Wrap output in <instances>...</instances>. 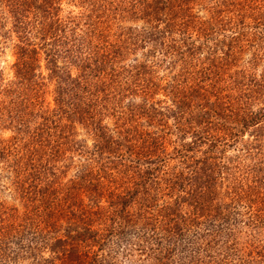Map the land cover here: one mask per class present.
Listing matches in <instances>:
<instances>
[{"label": "trees", "instance_id": "obj_1", "mask_svg": "<svg viewBox=\"0 0 264 264\" xmlns=\"http://www.w3.org/2000/svg\"><path fill=\"white\" fill-rule=\"evenodd\" d=\"M84 1L89 2L91 13L97 14V20H92V15L88 17L91 22L89 28L79 33L80 24L76 23V18L65 21L61 17L62 0H0V22L9 18L19 39L15 65L17 88L7 91V96L11 97L8 112L12 123H17L18 132L24 131L29 136L24 145L26 156L22 154L14 163L21 184V200L26 201V217L22 223H17L20 210L13 208L12 214L8 215L0 204V264L20 258V252L32 258L33 264H115L113 255L116 254V247L132 234L134 241L143 240L147 244L144 251H150L157 259L172 258L179 250L184 252L185 248L181 247L191 234L192 226L185 227L188 219L181 220L179 215L172 217L174 212L149 217L151 190L155 192L152 197L156 203L165 198L172 199L179 191L182 196L174 201L176 208L181 209L188 202L198 212V218L213 220L211 213L205 214L209 211L208 207L196 201V196H200L197 186L201 192H206L211 183L216 184L215 175L220 166L214 163L216 158L207 156V152L202 153L199 148L209 145L211 150H218L219 145L226 146L227 142L239 144L244 133L252 129H256L254 133L257 135L248 147V156L253 157L256 164L250 171L252 182H257V187L261 185L257 163L262 159L264 105L256 108L264 102V78L259 81L252 75L247 76L246 72L237 73L234 83L242 96L232 107L221 101L218 105L210 102L209 94L213 92L201 85L207 77L191 90L177 89L173 102L178 111H170V115L175 114L176 119H180L178 136L181 142L180 148L176 146L173 154L165 149V137L149 132L136 136L133 130H125L113 143L114 138L102 132L104 127L98 121V116L103 113L101 104L104 101L106 106L110 104L114 109L113 105L124 99L127 93L140 91L145 94L144 106H147L162 89L160 84H156L154 75L159 62L151 65L147 61L135 63L129 68H116L115 65L125 55L144 50L151 41L159 57L184 58L188 54L193 60L205 48L211 50L206 43L222 33L223 20L218 18L202 23L200 33L206 43L197 46L198 41L190 33L197 18L188 7L190 0H152L149 4L148 0ZM100 11L104 16L117 14L120 20L148 17L152 22L159 23L162 17H166L168 22L165 29L159 30L158 26H154L152 32L146 28L138 31L122 27L120 38L112 44L103 41L109 35H104L105 32L99 29ZM234 41H237L236 46H233ZM239 44L241 46L240 39H233L230 43L232 48L222 52L228 56ZM41 51L45 52L48 61L49 80L56 78L58 82L55 101L62 115L59 119H54V114L46 116L43 112L40 115L43 108L41 93L46 85L45 76L40 73ZM209 52H212L208 59L212 58L210 70L213 72L218 64L217 47ZM60 58L81 69L82 73L74 76L72 68L68 69L66 65L60 67ZM158 60L162 62L161 58ZM222 68L216 67L220 72ZM206 73L211 76V72ZM1 83L0 79V87ZM195 100L197 104L193 105ZM159 103H153L152 114L149 111L146 113L147 122L155 121L157 116L168 118L167 113L155 108ZM38 104L39 111L35 113ZM187 110H191V116L185 130L182 117ZM38 117L42 122L36 121ZM216 119L221 120L220 125L215 124ZM82 122L94 127L97 142L93 150L76 140L75 124ZM188 136L191 142H186ZM76 153L96 160L100 167L94 171L90 166H83L75 180L57 188L60 179L58 164L65 168V162ZM105 153H108L107 158H104ZM199 153H202V158L197 156ZM11 155L8 147L0 143V159L6 160ZM104 160L106 162L103 163ZM173 160L178 164L167 173L166 168ZM240 164L237 162V166H233L234 174L244 168ZM191 181L195 189L188 194L187 187H190ZM232 182L235 185L230 187L229 196L234 199L242 200L258 190L251 185L245 188L243 180L237 178ZM82 193H86L90 204L80 200ZM141 194L144 198L139 197ZM183 194L189 195L188 198ZM104 201L108 206L101 204ZM138 205L141 215L136 217L132 212ZM169 207L164 206L162 212L166 213ZM97 221L102 229L95 227ZM24 224L26 228L22 226ZM190 224L197 225L196 219L191 218ZM193 233L197 236L199 232ZM108 246L109 259L105 263L106 257L101 255V251ZM47 252L49 257L45 256Z\"/></svg>", "mask_w": 264, "mask_h": 264}, {"label": "rangeland", "instance_id": "obj_2", "mask_svg": "<svg viewBox=\"0 0 264 264\" xmlns=\"http://www.w3.org/2000/svg\"><path fill=\"white\" fill-rule=\"evenodd\" d=\"M151 2L153 1L148 0V4ZM88 3L84 0H62L61 2V17L65 21H68V18H72V20L76 18V23L80 24L79 33L81 32L80 30L86 31L89 23H91L88 21V17L92 15L91 7ZM188 7H191L190 12H193L197 17L195 19V25H193L194 29L190 30L193 39L198 41L197 46L201 45L202 42L206 43L202 33H200L202 23L213 22L214 19L218 20L219 18L224 23L222 33L217 35L213 41L206 43L207 47H210L211 50L205 48L204 51L198 52L193 60L189 59L188 54L184 58H181V56L172 59L159 57L160 55L157 56L156 54V47L150 41L144 50L139 49L136 53L132 52V54L125 55L115 65L116 68L118 66L129 68L135 63L148 61V64L151 63L152 65L154 62H159V65L155 68V72L157 71V73L154 75L156 77V84H160L162 89L158 91V94H156L154 100L152 99V102L149 101L147 106H144L146 104L144 101L145 94H141L140 91L134 94L127 93L124 99H120L118 104L113 105L115 107H113L114 109H112L110 104L106 106L105 101L101 104L104 109L103 113L98 116V121L104 127L102 128V132L114 138L115 141L113 143H116L120 134H123L125 130H133L136 136H138V133L144 134L149 132L155 136L165 137V149L167 152L173 154L174 148L176 146L180 148L179 144L181 142L178 136V128L181 125L179 122L180 119H176L175 114L170 115V111H178V108L173 102V94L177 89L183 90L184 88L191 90L204 77H207V80L203 81L201 85H204L205 88L207 87L210 93L213 92L209 94L210 102L218 105L221 101L232 107L234 102L240 100V95L242 96V92H240V89L234 83V78L238 76L237 73L246 72L247 76L252 75V78L256 80H263L264 0H190ZM99 14L101 15L98 25L100 26L99 29L105 32L104 35H109L103 38V41L112 44H115L117 38H120L122 27L133 30L137 29L138 31L146 28L152 32L154 31V26H158L159 30L165 29L167 21L166 17H162V20L156 23L152 22V19L150 20L148 17H134L132 19L120 20L117 14L111 13L109 16L108 14L104 16L103 11H100ZM96 15H92L93 17L91 19L97 20L95 18ZM244 34L246 35L244 36ZM200 36L202 38H199ZM233 39H240L241 46L240 44L237 45L238 48H233L227 56L222 50L228 52L232 48L230 47V43ZM236 42H233V46H236ZM95 43L97 44L98 42L95 40ZM18 45L19 39L18 35L14 32L13 22L9 18H5L0 22V79L2 82V87H0V143L3 146H7L8 152L12 155L6 160L0 159V204L3 205V211H6L8 215L12 214L11 209H19L21 215L17 223H22L26 217V201L24 199L21 200V191H19L21 184H19L14 163L20 156H23L22 154L25 151L24 145L29 140V136L24 131L18 132L17 123H12L8 112L11 97L9 98L7 96V91L16 90L17 88V85H15L18 81L15 65L18 60ZM216 47L218 50V64L216 67L222 66L221 72L215 66L213 72L210 70L212 58L208 59V57L212 52L209 51L216 49ZM159 58L162 59L161 63L158 60ZM39 60L40 73L45 76L44 82L46 84L41 93L43 108L41 107L42 112L40 115L43 112L46 116L54 114V119H59L62 115L59 113L60 110H58L55 101L57 97L56 89L58 87L57 79L53 78V80H49L50 71L44 51L40 52ZM134 60H137V62H134ZM58 65L60 67L66 65L68 69L72 68L74 76L82 73L81 69H77L69 63L67 64L62 58L58 60ZM205 67L209 70H206ZM205 72H211V76L208 73L204 74ZM214 94L216 95L213 96ZM155 102H161L156 104L155 108L158 111L161 110L167 113L169 116L167 119L157 116L155 121L147 122L146 113L149 111L152 114L153 111L151 108ZM194 103L195 105L197 104L196 100L193 102V105ZM263 105L264 102L259 104L256 109L263 107ZM39 107L40 105L38 104L35 113H38ZM190 111L187 110L182 117L185 130L191 116ZM36 121L42 122V119L38 117ZM64 122L66 123V121ZM215 124L220 125L221 120L216 119ZM75 130L77 132L75 136L76 140L93 150L97 142L94 127L89 123L87 124V122L83 124L76 123ZM255 130L252 129L244 133L239 144L226 141L228 144L221 147L219 145L218 150H211L209 145L199 148L202 153L207 152V156L216 158L214 163L216 162L217 166H220L217 168L215 175L216 184L213 185L211 183L209 190H206V192L202 191L204 193L197 186L200 196H196V201L208 207L209 211L207 213L205 212V214L211 213L214 216L213 220L207 221L206 219L208 217L198 218V212L196 213V209L188 202L181 209L176 208L174 201L179 195L182 196L179 191L176 192L172 199L165 198L156 203L152 197L155 192L151 190L150 197L152 199L149 200L148 204L153 208L151 207L148 211L150 213L149 217L152 215L164 216L174 212L175 214L172 217L179 215L182 218L181 220L188 219L185 222V227L192 226L191 230H188L191 234L181 247L185 248L184 252H180L179 250L175 252L172 258L157 259L155 255L150 254V251H144L146 250L147 244L143 240L134 241V235L132 234L126 237L125 242H120L117 247L115 246L116 254L113 255L115 264H264V138L261 153L262 159L257 163L260 171L257 175L261 182V185H258L259 187H257V182H252L253 174L250 171L255 166L256 161L252 160L253 157L248 156L250 154L248 153V147L251 143H254L255 136L257 135L254 133ZM186 140V142H191L192 139L188 136ZM202 153H199L197 156L202 158ZM104 155V158L108 157V153ZM104 162L106 161L104 160ZM237 162L241 163L240 167L244 166V168L241 169V172L234 174L233 166H237ZM176 164H178L176 160L170 161L166 172H171L172 167ZM107 165L112 166L109 163ZM65 166V168H62L61 163L57 166L59 168L58 175H60L57 188L75 180L83 166H90L95 171L98 170L100 164L94 159H87L76 153L74 155L71 154V158L65 162ZM224 166L228 167L226 169L222 168ZM166 177H168V174ZM235 178L241 181L243 180L245 188L251 185L258 190L251 195L248 194L247 198L242 193V197H244L242 200L234 199V197L229 196V192L230 187L235 185L232 182L235 181ZM190 183V187H187L188 194L191 190L195 189L194 183L192 181ZM85 196L86 193H82L80 200L84 199L85 204H90ZM183 196L185 195L183 194ZM188 196L185 197L188 198ZM139 197L144 198L142 194ZM101 204L108 206L105 201ZM164 206H170L166 213L164 211L162 212ZM139 208L140 205L133 208L132 213L136 217L141 215ZM144 215L146 216V214ZM191 218L196 219L197 225L190 224ZM25 225L22 226L26 228ZM95 227L102 229L99 221H97ZM193 231H198V235H192L194 234ZM129 241L131 244H129ZM109 249L110 246L101 251V255L106 257L104 258L106 259L105 263L109 259ZM49 254L47 252L45 256L49 257ZM10 255L13 254L11 253ZM33 263L32 258L24 256L20 252V258H12L8 264Z\"/></svg>", "mask_w": 264, "mask_h": 264}]
</instances>
